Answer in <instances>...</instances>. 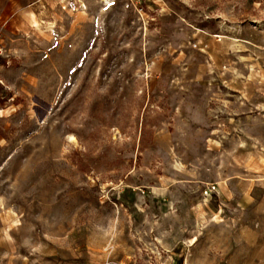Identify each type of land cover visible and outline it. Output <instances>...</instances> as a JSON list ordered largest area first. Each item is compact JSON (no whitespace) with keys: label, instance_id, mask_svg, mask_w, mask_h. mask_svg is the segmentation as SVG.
<instances>
[{"label":"rangeland","instance_id":"obj_1","mask_svg":"<svg viewBox=\"0 0 264 264\" xmlns=\"http://www.w3.org/2000/svg\"><path fill=\"white\" fill-rule=\"evenodd\" d=\"M0 264H264V0H0Z\"/></svg>","mask_w":264,"mask_h":264}]
</instances>
